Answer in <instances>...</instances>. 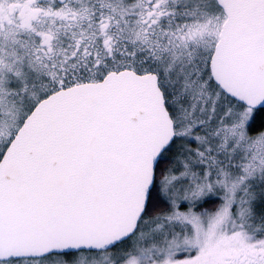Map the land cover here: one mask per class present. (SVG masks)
<instances>
[{
	"label": "snow or ice",
	"instance_id": "obj_1",
	"mask_svg": "<svg viewBox=\"0 0 264 264\" xmlns=\"http://www.w3.org/2000/svg\"><path fill=\"white\" fill-rule=\"evenodd\" d=\"M0 264H264V0H0Z\"/></svg>",
	"mask_w": 264,
	"mask_h": 264
}]
</instances>
